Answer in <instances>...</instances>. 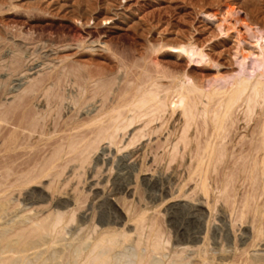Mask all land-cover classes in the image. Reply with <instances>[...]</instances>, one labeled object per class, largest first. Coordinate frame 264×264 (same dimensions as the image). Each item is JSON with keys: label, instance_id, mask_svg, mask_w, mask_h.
I'll list each match as a JSON object with an SVG mask.
<instances>
[{"label": "rangeland", "instance_id": "374dc122", "mask_svg": "<svg viewBox=\"0 0 264 264\" xmlns=\"http://www.w3.org/2000/svg\"><path fill=\"white\" fill-rule=\"evenodd\" d=\"M13 6L16 9H11ZM227 9L246 17L250 23L259 26L264 32V0H0V117H4L5 120L0 122V182H2L0 183V195H3V190L5 191V188L9 187L14 178L12 175L9 178L3 176L6 166L13 165V168L11 167L13 174L20 170H29L32 165L37 163L39 166L42 163V158H48L52 150L57 148L59 143L64 142V138L73 127L74 122L80 124V122L87 121L101 110L102 106L121 104L123 101L128 102L132 97L134 87L128 86L127 83L141 84L149 81L148 77L141 73L142 66H144L141 58L143 56L150 57L151 46L192 43L197 49H202L209 54L219 67L218 72L222 75L237 72L238 66L232 58L236 42L235 35L231 34L228 38H220L218 29L206 21V18L212 15L221 18ZM76 39L86 42L99 39L110 46L114 55L101 54L100 51H95L99 53L94 54L86 50H79L75 46L70 48L66 46L73 44L72 42H75ZM21 43L23 44L21 45ZM21 55L23 56L21 57ZM155 59L159 66L157 72H153L155 68L149 64L151 60L145 61L147 70L153 78L161 74L167 76V78L158 80L164 86L172 84V77L182 73H187L198 85L207 84V80L209 81L217 75V70L213 65L209 67L189 66L186 59L178 58L172 54L157 55ZM79 66L82 75L80 76L78 73L75 77L72 72ZM68 69L73 71L67 73ZM76 73L77 71H75ZM89 73L91 78L85 84L88 85L87 91L80 100V85L83 84L82 79L87 78L85 74ZM32 84L35 86L32 87ZM126 90L128 92L125 93ZM59 96H63V99L58 98ZM77 100L80 101L75 105L73 102ZM173 120L172 117L170 121ZM159 122L150 126H158ZM198 122H200L199 125ZM141 123L135 124L137 127L133 126L136 128L135 130L131 127L125 133L120 132L115 141L116 145L109 144L107 141L101 142L99 148L91 154L87 162L81 163L82 166L78 165L79 163L76 161L70 162L69 166L66 164L68 169L66 167L60 176L62 181L59 179L58 187L56 184V188H60L58 191L62 192L59 191V193L56 190V193L53 192V194L48 187L51 179L47 177L39 184L12 190L5 197H0V205L4 204L3 210L0 211V225L7 226L8 230L23 220V214L25 217L29 214L42 217L48 212H62L63 210L64 213H68L67 215L63 213L67 219L75 213L74 219H69L68 224H66V220V226L64 221L60 225L59 228L63 235L59 231L55 236L54 232L52 235H48L49 237L44 236L34 240L27 246V263L86 264L83 259H85L87 249L86 245L82 243L89 242L88 240L94 238L104 229L113 228L120 230L124 228L126 232L133 234L132 238L135 239L137 234H134L132 219L145 213L147 218L145 232L149 233L151 230L157 232L165 243L161 253L150 252L152 255L148 257L149 253L144 252L147 264L148 260L149 264H194L192 259L188 260L194 254L191 249L194 250L197 246H201V248L205 246L207 257L212 258L215 264H254L255 258H259L261 264H264V252L254 253L249 241L252 242L254 236L251 213L247 212L245 219L243 218L241 222L238 220L237 211H235L237 215L230 212L232 206L237 207L235 210H240L243 196L251 189L248 187V182L242 178L243 173L240 172V165L241 160L243 163L244 158L248 157V153L252 152L249 149L257 144L256 141V143H252V140L257 136V126L253 121L249 122L245 128L242 124L244 121L240 120L238 128L234 127L237 131H231V141L230 137L228 138L231 144H227V152L230 150V152L233 151V154H231V158H224L220 164H216L217 170L215 169L212 175L215 178L209 180L210 183L212 179L211 186H214L215 181L220 178L223 172V174H229V172L233 174L231 182L228 178L230 204L219 201V199L216 200L217 191L215 189L214 192L212 191L214 194L212 192V195L209 194L211 195L210 199L203 195L201 198V192L193 191L195 182L191 181L190 183L189 180H186L189 165L194 160V150L198 142L199 146L203 145L209 126L205 125L207 128L206 131H203L204 125L200 118L197 119L198 131L193 125L188 133L189 138L194 137L193 141L186 149L183 148L182 143H179V152L170 162L171 157L167 152L171 147L170 144L163 142L166 136L163 128L162 131L160 129L161 133L159 130L156 133H151V140L147 135L125 148L134 133L133 131L139 129ZM175 125L177 126V122ZM22 127L25 130L21 129ZM35 130L36 132H34ZM10 133L15 136V142L8 146L12 138ZM176 137L174 134L169 136L170 142L173 141L172 144L177 142L178 138ZM117 149H121V151L118 152ZM129 153L132 154V157L118 162L122 155ZM144 153L145 155L142 156ZM113 159L114 164L111 169ZM232 161H235L236 164L234 162L235 165H231ZM22 162L26 164L25 167ZM225 162H227L226 166L229 163V166L226 167L228 169H225ZM130 164L134 165L135 171L130 168ZM141 166L144 167H142L144 170L138 173L137 169ZM19 167L20 169H17ZM74 169L77 170V173ZM218 169L219 173L221 171L222 173L219 174ZM116 173L122 175L116 177ZM133 174H138L137 179H134L135 175ZM216 175H219V178ZM3 183H6V186L5 184L3 186ZM129 183L132 184L130 191H123V188ZM179 186L183 189L178 188ZM112 187L119 190L118 197L123 198L122 200H125L124 204L127 203V206L112 200V196L106 194V191ZM177 191H181L182 194L186 193L182 196L189 194V198L180 196V192L178 193L180 197H177ZM10 192L12 193L10 194ZM205 199H208L212 205L209 206L210 210L204 206ZM198 200L204 202L203 206H196ZM72 210H74L73 213ZM153 221L154 223L150 225ZM245 223L247 225H244ZM63 224L64 226H62ZM65 227L68 228L64 230ZM151 227L153 229H150ZM54 244L56 246H53ZM79 246L84 249H80ZM127 246L124 245L112 252L110 264H138L140 255L138 248L133 244L130 246L127 244ZM78 247L80 251L77 249ZM81 250L83 251L81 252ZM75 252L79 253V256L69 257V254Z\"/></svg>", "mask_w": 264, "mask_h": 264}, {"label": "bare ground", "instance_id": "6f19581e", "mask_svg": "<svg viewBox=\"0 0 264 264\" xmlns=\"http://www.w3.org/2000/svg\"><path fill=\"white\" fill-rule=\"evenodd\" d=\"M11 9H16V7L13 6V7H11ZM206 21H207V23L214 25L218 29V31L220 32V35H221L220 38H228V37H230L231 34L235 35L236 42H235L232 58L236 64V66H238L237 72L229 74V75H222L221 73L218 72L219 67L213 62V60L210 58L209 54L205 53L204 50H202V49H197L192 43L181 44V45L151 46L150 57L148 58V56H143L141 58L143 61L142 65L144 63V66L141 65L142 66L141 73H143L146 77H148L149 81L147 83H141V84L127 83L128 86L134 87L132 97L128 102L123 101L121 104L102 106L103 108L101 110H99L98 112H96L93 116H91L87 121L80 122V124H76L74 122L73 127L70 128V130L68 131V134L65 136V138H64L65 140L62 139V140H64V142L59 143L57 148H55V149L53 148L54 150H52V153H50V156L48 155L49 156L48 158H46V159L42 158L43 159V160H41L42 163L41 164L39 163L40 164L39 166H37V164H38L37 163L36 165H32V168L29 170H20V171L18 170L19 172L18 173L15 172L14 174L12 171L13 165L12 166H10V165L6 166L3 176H6V178L7 177L9 178L12 175V177H14V178H13V182H10V185L8 184L9 182L7 183L9 185V187L5 188V191L3 190V195H0V197H5L7 195V193L9 191H12V190L24 189L27 186L39 184V183H41V181L43 179H45V178L47 179V177H50V179H51V181L49 182V185H48V187L50 189L49 188L48 189L52 190V193L55 192L56 190H57V192H59L60 190L58 191V189H60V188H56V184L58 187L57 182H59V179L61 180L60 176L64 172V169L67 166H69L68 164L70 162L72 163L73 161H76V163H79L78 165H81V163L87 162V160H88V158H90L91 154H93L99 148V146H100L99 144L101 142L107 141L109 144H115L116 138L120 132L125 133V132H127V130L129 128H131L133 126L137 127V125H135V124H137L139 122H142L140 125V128L137 129L136 131H133L134 133H133V135H131L132 137L130 138V140L127 143V145L125 146V148L134 144V142H136L137 140H140V138H142L144 136L146 137L147 135H149L148 136L149 140H151L150 134L156 133L158 130H159V133H161L160 129L162 131V128H163L164 132H166L165 133L166 136L164 138L165 141H163V142H165L166 144L167 143L170 144V147H171L169 149V152H167L168 156L170 155V157H171V159H170V162H171L174 160V157L176 156L177 152H179L178 151V144L179 143H182L184 145L183 148L186 149V147L191 143V141H193L192 138H194V137L189 138L190 135L188 133L190 131V128L193 125H195V128L198 131V125L200 122H198V125H197V119L199 120V118H200V120L202 121V124L204 125L203 131H206L207 127L205 125L209 126V131L207 133V136L205 135L206 137H204L205 140L203 139L204 140L203 145L199 146V142H198L197 147L194 150V152H195L194 153L195 156L193 158L194 160H193V162L191 161L192 163L190 162L191 165H189L188 174L186 172V174H187L186 180L187 181L189 180L188 182H190V183H191V181L195 182V183L193 182L194 188H195L193 191L197 190L198 192H201L202 193L201 198L203 196L205 198L206 197L209 198L212 194H214L213 192L215 189L217 191L216 192L217 193V196H216L217 199L216 200L219 199V201L221 200L226 204L227 203L230 204L231 201H230V195L228 194V191H229V184L231 182V176L233 175L232 173L230 174V172H229L230 169L228 171L229 174H223L224 172L222 173V171H221L220 173H222V175H220V178L218 177L219 175H216L219 179L217 178L218 180L215 181L216 183L214 184V186L212 185L213 187L211 186V181L215 177L213 178L212 175L216 169V164L217 165H218V163L220 164L221 163L220 161L224 160V158H226V159L228 157L231 158V154H233V151H231L232 152L231 153L229 149H228L229 153L227 152V144H229V143L231 144V142H229V140L231 141V137H232L231 131L235 130L234 127L238 126V124L240 123V120L244 121V123H242V124H244L245 128L248 126L249 122L253 121V123L257 126V134H256L257 136H255V138L252 140V143L254 144V142L256 141L257 144H254V147L249 149V151L252 150V152L248 153V157H245V158H247L246 160L244 158L245 161L243 160V163L241 160V165L239 164L240 170H241L240 172L243 173L242 178H243V180H246L248 182V185H249L248 187H250L251 189L250 190L248 189L249 191H247V193H245V195L243 196L240 210H237V209L235 210L236 206H234V207L232 206L230 212L232 214L234 212L235 215H237V213H238V218H239L238 220H240L241 222L243 221L242 219L245 217V214L247 212L251 213L252 220H251V218H250V220L252 222L250 220L249 221L253 225L254 236L252 238V242H251V240H249L252 246L250 244L249 245L251 247H253L254 253H256L258 251L264 252V227H263V221H264L263 220V218H264V32H263L262 28H260L259 26L255 25L253 23H250L246 19V17H243L241 14H239L237 12H232L231 9H229V10L227 9L223 13V16L221 18H218L216 15H212L211 17H207ZM72 43L73 44H68L66 46L69 48L75 46L79 50H86L89 53H94V54L99 53V52H95V51H100L101 54L114 55L110 46L107 43L102 42L99 39L92 41V42H86V41H83L81 39L80 40L76 39V41L72 42ZM22 44L23 43H21V45ZM96 47H98V48H96ZM164 53L175 55L178 58H184V60L186 59L187 63H189V66L195 65L197 67H204V66L209 67V66L213 65L214 68L217 70V75H215V77L213 79H211L209 81L207 80V84L205 83V85H198L196 82L193 81V79H191L188 76L187 73H182L181 75H176V76L172 77V84L164 86L163 83L161 81H158V80L163 79V78H167V76L161 74V75H156V77L153 78V76L147 70V63L145 62L146 60H151V63H149V64H152L153 68H155V70L153 72H157V68L159 66L156 63L155 57H157V55H162ZM18 55H16V56H18ZM22 56L23 55H21V57ZM45 57H47V56H45ZM40 59H41V57H40ZM45 62H46V60H45ZM152 65H151V67H152ZM80 68L81 67L79 66V68L77 67L75 69V71H77L76 74H75V71L72 72L73 70L69 71V69H68L67 71L66 70L65 71L67 73H68V71L70 73L72 72V74L74 73V75L76 77L78 73H80V76L82 75ZM84 69H86V68H84ZM62 75H63V73H62ZM85 75L87 78H83L82 79L83 84L80 85V97H79L80 100L83 98L82 96L87 91L86 87L88 85L86 86L85 84L88 81V79L91 78L90 73L85 74ZM83 76H84V74H83ZM78 79H80V77H78ZM82 80H81V82H82ZM99 80H101V79H99ZM37 84H38V81H37ZM34 86H35V84L34 85L32 84V87H34ZM35 88L37 89L38 87H35ZM41 89L43 90V88H41ZM46 89H47V87H46ZM48 91H50V90H48ZM48 91H47V93H48ZM126 92H128V90H126L125 93ZM36 93H37V91H36ZM62 97L63 96H59L58 98H62ZM47 100L49 101V98ZM80 100H77L73 103L76 105V104H78V101H80ZM79 106H80V104H79ZM166 114L169 116H167ZM0 116H1V112H0ZM172 117L174 118V120L171 122L170 119ZM2 121H5L4 117H0V122H2ZM76 121H78V120H76ZM157 121H160L159 125L157 124L158 126H156V125L150 126L153 123H156ZM176 122H177V126L175 125ZM31 125H32V122H31ZM42 126H43V124H42ZM201 127H203V126H201ZM19 128H20V126H19ZM145 128H147V129L145 130ZM200 128H199V130H200ZM239 128L241 129V127H239ZM15 129L13 130V133L15 132ZM21 129L25 130V128H23V127ZM133 129L135 130L136 128L133 127ZM71 131H73V132H71ZM236 131L237 130H235V132ZM34 132H36V130ZM200 133H201V131H200ZM172 134H174L175 137L177 136L176 138H178L177 142L175 141L174 144H172L173 141L170 142L171 140H169L170 139L169 136L170 135L172 136ZM202 134H205V133H202ZM233 134H235V133L233 132ZM10 135L12 138H11L10 145H8V146H11L15 142V136L14 135L12 136V133H10ZM10 135H8V136H10ZM228 138H229V140H228ZM16 139H17V136H16ZM51 139H53V138H51ZM54 140H56V139H54ZM174 140H175V138H174ZM49 142H51V141L49 140ZM162 144H164V143H162ZM24 145L26 146V144H24ZM55 147H56V145H55ZM6 148H8V147L6 146ZM18 149L20 150V147ZM121 149H117L118 152L121 151ZM9 150H10V148H9ZM13 150H15V149L13 148ZM4 151H5V147H4ZM25 151H26V149H25ZM144 155H145V153L142 156H144ZM31 157H32V155H31ZM130 157H132V154H130V153L127 155H122V157L119 158L118 162L119 161L123 162L126 159L128 160V158H130ZM241 157H240V159H241ZM143 158L145 159V157H143ZM6 159H8V158H6ZM114 159H115V157H114ZM114 159H113V162L111 164V169H113L112 167L114 164ZM13 162H15V161H13ZM36 162H38V161H36ZM227 162H228V160H227ZM227 162L224 163L225 169H228L226 167L229 166V163H228V166H226ZM234 162L231 163V165H233ZM5 164H6V162H5ZM66 164H67V166H66ZM235 164H236V162H235ZM25 165L26 164H24V167H25ZM27 165H28V163H27ZM129 166H131L130 168H132L134 171L136 170V168L134 167L133 164H130ZM221 166H222V164H221ZM14 167H15V165H14ZM24 167H22V168H24ZM142 167L143 166H141V167H139V169H137V170H139L138 173H140V172H142V170H144L143 169L144 167L143 168ZM75 168H77V167H75ZM222 168H223V166H222ZM232 168H233V166H232ZM17 169H20V167ZM66 169H68V167ZM219 169H221V167H219ZM219 169H218V173H219ZM74 170H76V169H74ZM109 170H110V167H109ZM76 173H77V170H76ZM13 175H15V176H13ZM75 175L76 174H74V176ZM93 175H95V174H93ZM115 175L117 177V176H120L122 174L116 173ZM133 175H135L134 179H137L138 174H133ZM227 175H230V176L228 177ZM72 176H73V174H72ZM210 178H212V179L209 183ZM228 178H230V182H228L229 181ZM187 181H185V182H187ZM69 182H71V181L69 180ZM185 182H184V184H185ZM0 183H2V182H0ZM63 183H64V181H63ZM63 183H61L62 186H63ZM4 184L6 186V183H3L2 185L4 186ZM134 184H135V182H134ZM131 185H130V183H129V185H126L123 188V191H127V192L130 191ZM186 186H187V184H186ZM180 187L181 186H179L178 188H180ZM184 188H185V186H184ZM180 189H183V188H180ZM61 190H62V188H61ZM60 192H62V191H60ZM106 192L105 193L108 196H112V198H113L112 200L119 201L122 204L125 203V200H122L123 198L118 197L119 190L116 187H112L111 189H109ZM179 192L181 194L180 196H182L184 194V193L182 194L183 190H182V192L181 191H179ZM179 192L177 191V195H176L177 197L179 196L178 195ZM211 192H212V194H211ZM11 193L12 192H10V194ZM59 193H58V195H59ZM209 194H211V195H209ZM188 195L182 196V197H187ZM261 197H263V198H261ZM188 198H189V196H188ZM214 199H215V196H214L213 200ZM233 200H232V202L234 203ZM235 201H236V199H235ZM79 202H80V200H79ZM202 202L203 201L198 200V202H196L197 203L196 206H203L202 204H204V202H205L206 204H204V206L208 207L210 210V207L212 206V205H210V201L208 199H205V201L203 203ZM126 204H124V206H127ZM129 205H130V203H129ZM3 206H4V204L0 205V208H1L0 211L3 210ZM74 210H72V213ZM127 210H129V209H127ZM131 210H133V209H131ZM235 211H237V213ZM53 212H51V213L48 212L47 215H45V216L42 215V217L41 216H35V214H34V216H30V214H29V216L25 217V215L23 214L22 215V217H24L23 220H21V222L17 226L14 225L15 227L11 228L10 229L11 231L7 229L8 228L7 226L5 227V226L0 225V246L2 247V249L0 250V264H28L27 263L28 255L26 254L27 253L26 250H28L27 246L30 245L31 243H33L34 240L36 241L37 239H41L44 236L52 235L54 232H55L54 235L56 236V234H57L56 232L59 233V231H61L60 234L63 235L62 230L59 228L60 225L63 223V221L65 224L66 220H67L66 224H68L69 223L68 220L69 219L72 220V218L74 217L73 215H75V213H73L70 218L67 217V219H65L64 214H66V213H64L63 210H62V212H60V211L54 212V213ZM128 212H130V211H128ZM69 213H71V211H69ZM144 214L137 216L135 219H132L133 226L135 229L134 234H137L136 238L134 237L135 239L132 238L133 234H130V232L129 233L126 232L124 230V228L120 230V229L113 228V226H112L113 229H104V230L100 231L99 233H97V235L95 234L96 236L95 237L93 236L94 238L90 239L91 241L88 240L89 242H87V243L81 242L82 244L86 245V249H87L85 256H84L85 259H83L84 261H86V264H110V256H111L112 252L114 250H116L117 248L123 247L124 245L127 246V244H129V246H130V244H133V245H135L136 248H138L137 250H139V253H140L138 264H147L146 258H145L146 255L144 254V252L149 253L148 257L150 255H152V254H150V252L161 253V251H163V249L165 247L164 246L165 243L163 242L164 240H162L161 236L157 232H154L153 230L149 231V233L145 232V226H146L147 218ZM149 215L152 216L151 214H149ZM126 216H127V214H126ZM227 216H228V214H227ZM246 218H247V216H246ZM128 220H129V218H128ZM232 222H234V221H232ZM152 223H154V221L151 222L150 225H152ZM64 224L62 226H64ZM66 224H65V226H66ZM244 225H247V224L245 223ZM147 227H149V226L147 225ZM67 228L65 227L64 230ZM150 229H153V228L151 227ZM54 235H53V237H54ZM64 235H65V233H64ZM58 237H60V236H58ZM82 244H80V245H82ZM49 245H51V244H49ZM53 246H56V245L54 244ZM202 246H203V244H202ZM79 247H80V249L82 248V246H79ZM79 247L77 249L80 251ZM186 247H184V248H186ZM188 247H189V245H188ZM188 247H187V249H188ZM190 248H191V246H190ZM203 248H201V246H197L196 249H194V250L191 249L192 251L191 250L190 251L192 253H194L195 255L192 254L193 257L191 256L190 260H188V261H191V259H192L193 263L195 262L194 264H215L212 258L207 257L206 251H205V246H203ZM82 249H84V248H82ZM82 251L83 250H81V252ZM247 252H249V251H247ZM68 253H69V251H68ZM254 253H253V255H254ZM34 254H33V257H34ZM29 255L31 256V254H29ZM77 255L79 256V253H77V252L71 253V254H69V257L77 256ZM62 256H63V254L61 255V257ZM247 259H248V257H247ZM34 260H37V259H34ZM171 260H172V258H171ZM254 260H255L254 264H261V260L259 258H255ZM173 262H171V263H173ZM50 264H52V263H50ZM148 264H149V260H148Z\"/></svg>", "mask_w": 264, "mask_h": 264}]
</instances>
